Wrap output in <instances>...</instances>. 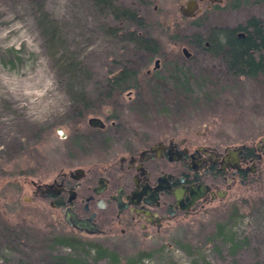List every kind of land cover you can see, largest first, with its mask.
Here are the masks:
<instances>
[{
  "label": "rangeland",
  "instance_id": "374dc122",
  "mask_svg": "<svg viewBox=\"0 0 264 264\" xmlns=\"http://www.w3.org/2000/svg\"><path fill=\"white\" fill-rule=\"evenodd\" d=\"M120 1L144 19L143 29L114 21L92 0H0V264H113L98 257V246L115 252L118 264L131 258L137 264H264V175L159 231L143 230L125 214L110 234L86 236L40 196L34 183L49 184L77 168L93 171L85 185L103 174L116 186L117 163L135 133L174 131L218 147L264 137V75H230L213 53L214 37L223 32L215 27L243 26L252 17L264 23V0L206 16L205 2L204 12L183 15L187 0ZM38 2L63 25L67 44L91 71L90 107L80 117L42 49ZM110 28L135 31L157 51L137 52ZM125 66L137 70L136 87H107ZM94 118L102 126H91Z\"/></svg>",
  "mask_w": 264,
  "mask_h": 264
},
{
  "label": "flooded vegetation",
  "instance_id": "af4514ba",
  "mask_svg": "<svg viewBox=\"0 0 264 264\" xmlns=\"http://www.w3.org/2000/svg\"><path fill=\"white\" fill-rule=\"evenodd\" d=\"M203 2L208 8L205 12L200 8ZM242 6L239 0H187L181 13L204 12L206 16L211 11L227 14L228 11L237 12ZM215 29L238 31L239 26ZM208 47L209 43L205 42L203 49L206 51ZM134 141L139 144L135 145ZM117 166L120 174L114 187L113 181L103 174L96 176L95 183L85 185V178L93 171L81 168L83 176L78 181L72 177V170L61 172L53 179L48 192H44V185L36 188L40 196L50 198V203L59 208L63 221V209L68 207L78 219L91 226L93 233L72 228L83 235L110 234L114 225L125 220V214L128 219H138L143 230L153 227L159 231L179 216L196 212L203 203L225 199L237 186H249L260 179L264 175V137L251 144L218 147L174 131L157 136L149 132H142L140 136L135 133L127 138L124 154ZM99 178H103L104 187L95 193ZM199 186L204 189V195L187 210L182 209L173 191L184 189L185 205L186 198H191L190 188L198 190ZM70 192L74 194L69 202ZM119 196L122 209L116 200Z\"/></svg>",
  "mask_w": 264,
  "mask_h": 264
},
{
  "label": "trees",
  "instance_id": "16d2710c",
  "mask_svg": "<svg viewBox=\"0 0 264 264\" xmlns=\"http://www.w3.org/2000/svg\"><path fill=\"white\" fill-rule=\"evenodd\" d=\"M251 1L255 2L254 0H239L243 6ZM92 2L96 8H99L101 12H106L116 22H129L138 29L145 27V21L137 11L126 6L120 0H92ZM36 4L34 21L42 49L49 59L58 81L70 97L73 105L72 112L80 117L90 107L87 87L92 78L91 71L78 59L67 44L63 25L45 10L42 2ZM108 31L112 36H119L120 39L129 43L131 48L137 52L152 51L155 53L157 51V46L153 41L135 31L122 33L116 28H110ZM239 34L241 36H238ZM195 40L196 42L200 41L198 37ZM214 42L217 47L213 53L224 59L225 67L230 75H244L253 78L264 75V23L262 21L252 17L247 20L245 25L239 26L238 31H223L216 35ZM207 51H211L210 43ZM137 78V70L125 66L119 70L116 76L108 78L106 85L111 89L134 88ZM107 94L112 95V92ZM246 242L247 239L240 240L241 244ZM179 244L185 249L183 244ZM238 245L239 241L233 242L232 250H235ZM97 255L98 257L107 255L113 264L119 262L115 252H109L100 246H98ZM60 261L62 263L63 259L61 258ZM64 261L69 263L70 260L65 258ZM137 263V258H131L126 264Z\"/></svg>",
  "mask_w": 264,
  "mask_h": 264
},
{
  "label": "water",
  "instance_id": "95a60500",
  "mask_svg": "<svg viewBox=\"0 0 264 264\" xmlns=\"http://www.w3.org/2000/svg\"><path fill=\"white\" fill-rule=\"evenodd\" d=\"M241 35V34H240ZM183 55L188 58L189 54L187 53V51L184 49L183 51ZM90 125L91 126H102V121L100 119L94 118L92 120H90ZM230 161V159H229ZM72 177L78 181L82 176H83V170L81 168H77L75 170H73ZM34 185L36 187L40 186L34 183ZM45 186L44 192H48L49 188H51L52 184H43ZM104 187L103 184V178H99L97 181V187L94 188V192L98 193L99 191H101ZM183 188H178L176 190L173 191V194L175 196V199L177 201V203L181 206L182 209L187 210L191 205H193L197 199L201 198L204 195V189L199 186L198 190H194L193 188H190L191 190V198H186L187 203L184 205L183 204ZM59 190L56 191V193H58ZM73 192L69 193V199L68 201L70 202L71 199L73 198ZM121 194V189L119 190V195ZM117 202H118V206L120 209L123 208V203L121 201L120 196L116 198ZM63 214H64V221L65 223L71 227L74 228L78 231H85L87 233H93L94 231L92 230L91 226L86 225L83 221H81L80 219L77 218V216L71 212L70 208H65L63 209Z\"/></svg>",
  "mask_w": 264,
  "mask_h": 264
}]
</instances>
